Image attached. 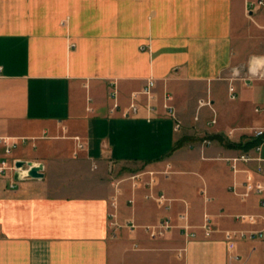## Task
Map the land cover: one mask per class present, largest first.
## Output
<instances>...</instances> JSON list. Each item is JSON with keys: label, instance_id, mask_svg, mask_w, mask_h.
<instances>
[{"label": "crops", "instance_id": "obj_1", "mask_svg": "<svg viewBox=\"0 0 264 264\" xmlns=\"http://www.w3.org/2000/svg\"><path fill=\"white\" fill-rule=\"evenodd\" d=\"M263 38L264 0H0V161L43 165L42 178L13 187L14 172L0 174V264H229L224 232L259 229L235 216L264 213L252 190H230L262 180L257 163L233 173L225 160L256 155ZM149 78L151 112L140 94ZM131 101L139 111L124 117ZM143 171L167 207L132 187ZM164 218L173 228L149 238L145 226ZM235 251L238 264H264L262 240Z\"/></svg>", "mask_w": 264, "mask_h": 264}, {"label": "built area", "instance_id": "obj_2", "mask_svg": "<svg viewBox=\"0 0 264 264\" xmlns=\"http://www.w3.org/2000/svg\"><path fill=\"white\" fill-rule=\"evenodd\" d=\"M257 4L261 5L262 2H258ZM254 4H251V6ZM155 82L152 78H149L146 80V83L140 92L143 96H145L147 100V105L146 109L151 112L153 111V106L150 104V102L154 99L153 95V88H154ZM229 92V97L230 99H235L236 98V93L235 89L233 86H229L228 88ZM117 92L116 90H112L110 97L113 99V105L111 108V112H115L116 110L119 109V105L116 100ZM199 106L203 105H208L210 106L209 101H204L203 99L199 100L198 102ZM162 107L166 110L168 115L174 120V130L177 131L179 130L180 127V121L177 119V116L175 114V110L173 106L171 105V96L168 94H165L163 96V101H162ZM261 110H264V108L256 107L255 112H259ZM139 111V106L136 104L134 101H131L129 106L126 107L124 110H122V115L124 117H129V116H135L137 115ZM212 123H215V120H212ZM253 137L259 139V143L254 146L253 151L256 154L255 156L250 155L249 153H243L237 157H232V158H227L225 159L227 163L229 164L231 170L233 173L238 172V164L239 163H250V162H256V172L260 175H262V180H254L252 181L250 178L242 182L240 184L241 187H245L246 191L242 193H238V186L237 184H233L230 187V190L242 197H247L250 193L249 190H252L253 194H255L258 198L259 206L264 210V158L260 156L261 152V147L264 144V127L262 128H252L251 129ZM77 142V150H82L84 148V145L82 142H80L78 137L74 138ZM0 142L6 143L5 138L0 137ZM206 144H209V141H205ZM12 146H6L5 152L8 154L11 151ZM77 155V153H74V157ZM38 165V164H35ZM27 168V166H25ZM16 169L15 167V162L10 165L6 160H1L0 161V174L6 175L8 172H14ZM170 170V166H168L167 171L165 173H168ZM146 177V179H145ZM128 180L132 182V187L137 188L139 185L143 184L146 188L149 189V193L147 195V198H151L156 202V204L159 207H167V202L169 200L163 193H152V189L157 186L158 181L156 178V173L153 171H143V172H137L133 173L128 177ZM11 187L15 184V180H11ZM204 194V192H202ZM116 203H112V211L109 213V218H110V225L111 226H117L120 227V225L117 224L115 221L116 219ZM235 218L241 222L248 223V224H260V228L256 230H250V231H225L224 232V241L227 246L228 250V259H229V264H238L241 262V257L240 255L235 251V244L237 241L240 240H254V239H259L264 242V213L262 215H250V214H241V215H236ZM180 220L185 221L186 216L185 215H180L179 216ZM126 227V225H123ZM131 229H133L135 226L133 224H130L129 226ZM202 229L206 233L212 232V228L210 226V222L208 220V217H204V222L202 224ZM173 228L172 221L170 219L164 218L159 220L157 223L152 224V225H147L145 226V231L147 232L149 238L155 240L164 237L171 229ZM182 229V235L186 239H191L195 237V234L193 232L189 231V226L187 224H183L181 227ZM180 256V254H178Z\"/></svg>", "mask_w": 264, "mask_h": 264}, {"label": "water", "instance_id": "obj_3", "mask_svg": "<svg viewBox=\"0 0 264 264\" xmlns=\"http://www.w3.org/2000/svg\"><path fill=\"white\" fill-rule=\"evenodd\" d=\"M27 166V168H25ZM17 170L14 171L13 179L22 181L25 178L40 179L43 177V165H35L33 162L18 160L15 162Z\"/></svg>", "mask_w": 264, "mask_h": 264}, {"label": "rangeland", "instance_id": "obj_4", "mask_svg": "<svg viewBox=\"0 0 264 264\" xmlns=\"http://www.w3.org/2000/svg\"><path fill=\"white\" fill-rule=\"evenodd\" d=\"M261 48L264 49V38H263V42H262ZM245 70L247 71V68H245ZM254 76L256 78H259V79H264L263 70H260L259 73H257V75H254Z\"/></svg>", "mask_w": 264, "mask_h": 264}]
</instances>
